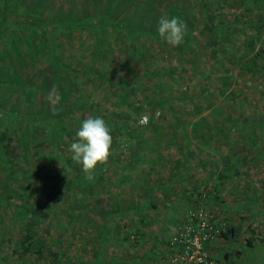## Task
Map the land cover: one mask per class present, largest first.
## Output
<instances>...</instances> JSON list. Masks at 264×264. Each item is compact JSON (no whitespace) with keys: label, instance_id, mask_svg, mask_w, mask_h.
<instances>
[{"label":"rangeland","instance_id":"1","mask_svg":"<svg viewBox=\"0 0 264 264\" xmlns=\"http://www.w3.org/2000/svg\"><path fill=\"white\" fill-rule=\"evenodd\" d=\"M104 1L10 0L9 2L12 15L21 10L19 5L29 9V2H32L31 9H33V2L38 4L35 9L40 10L46 18L53 16L55 19L61 17L68 19L72 10L78 17L83 12L90 15L99 12L105 25V28L99 29L98 32L99 40L102 41L105 49L102 58H93V39L89 31H78L77 29L59 31L55 35L53 42H50L53 49H56L58 44L61 46V53L55 54L56 57L76 69L82 67L81 63L85 64L91 60L94 69H98L103 63L101 71L107 74L112 69H116L119 76L125 75L132 67L136 71L141 57L131 56V53L127 52L125 43L116 41V31L110 24V16L105 15L94 4V2L104 4ZM166 2L169 0H133V3L127 4L126 7H115L110 12L115 11V15H120V19L123 17L131 19L132 25L140 23L145 26L144 31L137 33L138 38L144 47H147L150 40V46L146 50V59L150 61L149 67L156 72L161 83L159 93L171 98L170 104L159 107L157 104H147L144 101L142 96H149L150 91L144 95H140L139 92L137 97H142V110L131 114L133 120L131 123L139 125L138 130L142 131L144 136L157 135L155 145L160 154L156 155V173L154 170L150 174L145 171L140 173V162H132L135 169H129L132 167L131 162L126 161L125 158L131 147L127 146L129 142L127 145L125 142H120L121 154L115 156L111 162L102 164L103 169L100 171L106 170V174L102 173L105 181L107 176L115 177L120 173L122 176L125 175V179L120 180L121 182L116 179V183L114 181L112 183L104 182V186L100 183L94 184L92 191H89V188L85 196V193L80 190V186H77L73 181L68 183L67 175L62 176L59 180L61 186H57L61 193L51 200V205H46L47 203L44 204V201L39 200V205L36 207L38 208L39 221L30 222L35 230L33 238H40V249L37 252L31 249L27 252L15 251L18 244H15L14 239L23 236V227L13 224L0 241V264H102L100 261L101 241H105L108 237L101 236L103 233L99 230L100 224L107 220L113 222L136 220L135 210L123 208L137 198V190L140 189L137 184H142L144 179L142 176L146 178L151 188L155 187L159 179L161 182H165L168 178L167 172L176 171L179 173L186 170L185 178L177 177L179 180L175 179V184L167 188L175 195H178L177 185L183 187L185 184L191 188L188 203L183 211L185 212L186 208L200 199L194 191L200 187L204 190L205 186H211V181L205 182L207 177L213 178L219 172L225 173L226 169L229 170V173L236 174L237 179L228 177L224 186L210 189L209 196L202 200V204L212 214L214 220H224L227 224H233L236 230L230 238L218 235L215 239H220L221 242L215 244L217 249H213L212 242H210L208 251L214 250V254H216L214 257L217 258H222L223 250L229 251V264H264V152L261 153L256 146H251L245 139H242L235 125L230 127L225 125L226 128L221 134L211 137L207 133L201 135L191 134L192 131L189 133L190 123L186 122L184 130H187V133L181 137L184 139L173 135L178 130L176 121H198L200 125L207 121L214 125L217 122L226 123L229 118L235 120L237 118L238 121L247 124L250 119L257 120L264 115V3H261L259 7L251 3L248 8H245V3L240 0H173V8L183 9L188 14L194 13L190 17L186 15L190 21V23L186 22V25L192 27L191 33L195 34L194 43H187L184 54H180L178 49L176 50L174 46L171 47L166 41L163 42L162 38L156 39L149 35L147 29L155 26L158 28V22H153L151 18L147 17L146 8H154L155 11H158L160 18L161 13L164 12L163 5ZM135 3L141 6L137 8ZM101 7L103 8V5ZM257 12L262 13L259 19ZM85 17H83V21ZM7 19V25L10 27L9 20L11 19L10 17ZM182 19L184 22L186 21V19ZM206 24H209L211 28ZM229 24L236 25L240 31L228 27ZM22 27L21 31L16 30L17 34L14 37L11 36L13 42L10 48L3 51L4 53L0 57V110L4 125L10 123L9 117L5 115L6 111L13 109L24 114L42 112L43 110L62 113V108L70 106H66L68 103L66 104L65 101H69L75 94L73 92L75 87L70 84L69 90L55 88L59 97L62 96L58 102L53 104L48 99L54 89L50 85L52 76L56 73L48 65L49 60L46 52H42L43 48H39L37 45L40 42L38 34L30 32L27 27ZM212 27L215 29L214 32H212ZM46 34L51 37L52 30L48 29ZM251 35H254L255 39L251 45L245 47L243 39ZM211 48H214L215 52H212ZM258 50H261L260 53ZM252 56L255 58L251 59ZM243 60H248L249 68L242 67ZM161 70L164 72L160 73ZM200 70L210 74V77L205 79ZM225 74L229 75L224 80ZM46 75H48L47 80H43L41 77ZM69 75L72 78L79 77L78 73L74 75L72 71ZM81 84L79 85L82 88ZM107 84L109 82H101L100 79L99 85L94 84L95 89L88 92L90 98L99 100L101 103V112H106L111 108L132 111L133 109L129 106H123L117 97L105 93ZM85 86L91 87L90 84ZM114 87L116 88V85ZM198 89L204 90L201 95L197 93ZM41 92L43 94L40 98L38 94ZM169 106H173L178 112L179 119H173L168 109ZM214 107L215 110H213ZM193 109L197 112L193 113ZM150 122H156L153 125L156 129L151 127ZM163 123L170 126L165 128ZM78 128L76 127V129ZM8 131L9 141L12 143L7 144L16 150L15 156L9 157L13 161L15 173L12 175L5 170L1 166L0 160V227L3 220H18L17 214L23 215L26 212L27 204L23 196L18 195L22 185L20 182L24 183L25 181L23 177L28 179V184L24 187L25 191H30L33 184H40L41 189L35 190L39 197L37 199H45L46 202H49L46 191L52 189L53 185L50 179L44 180L46 173L44 169L48 171L55 169L52 168L53 166H45L39 168L38 173L35 172L41 158L35 156L30 149H22L24 146L20 143L18 129H9ZM25 133L28 137V133ZM169 135H173L174 141L179 144L175 145V143L167 141ZM134 138L131 141L134 142ZM156 147H153L154 150ZM190 151L194 153L192 154ZM68 152L71 153L70 150ZM151 153L148 152L147 157ZM163 154L168 160L162 158ZM241 155H244L245 159ZM237 159L238 161H236ZM224 161L228 162L226 167ZM173 163L175 170L170 168ZM121 167H123V171L120 170ZM167 167L169 169H166ZM7 174L12 177L10 184L7 183L9 181L6 178ZM15 178H19L18 182L14 181ZM201 179L200 184L205 183V185H199L193 190L194 184ZM118 182L120 183L117 184ZM62 189H65L66 192H63ZM125 196L127 200L123 201ZM114 207H120L124 213L115 214ZM148 211V216L154 220L157 219V216L164 218L167 212V210L157 208ZM155 214H157L156 217ZM112 226L111 232H117L115 231L117 225L116 227ZM245 239L251 241L250 245L245 243ZM108 240L110 242H106V245H110L112 248V245L115 244L111 243L112 240ZM234 249H239V253L236 254ZM56 251H58L59 257L55 259L52 258V255ZM92 251L93 256L90 255ZM107 260L117 262V259L113 260V258H107Z\"/></svg>","mask_w":264,"mask_h":264},{"label":"trees","instance_id":"2","mask_svg":"<svg viewBox=\"0 0 264 264\" xmlns=\"http://www.w3.org/2000/svg\"><path fill=\"white\" fill-rule=\"evenodd\" d=\"M10 0H0V57L4 53L7 48H10L11 43L13 42L12 37L17 34L16 30H22L20 29L22 26L27 27L30 32L37 33L40 39L39 48L42 47V52H46V56L48 61V65L55 71L56 74H54L52 77V82L50 85H52L54 88L61 90V89H68L71 87V85L75 87L73 89V92L75 93L74 96L72 95L69 101H65L67 104L65 108L61 109L62 113H59V111H49L45 112L43 111H37L35 112H27L26 114L20 113L16 111L15 109L11 111H6V116L9 117V125H4L3 124V119H2V114L0 110V160H1V166L9 171L12 175L15 173L14 167L12 165L13 161L11 158H9L11 155L16 154V150L14 147L10 146V144L7 143H12V141H9L8 137V130L9 129H18L20 131L19 136H20V143L22 146V149H26L32 151V153L37 156L38 158H41L39 161V165L37 168H35V172L37 173L40 171L38 170L39 168H43L45 166H53L52 168L54 170H45L44 177L45 181L47 179L51 180V183L53 186L52 189L47 190V197L49 198V202H46L45 199H37L35 190H40L41 186L40 184H33L31 185L32 188L30 191H25L26 184H28V179L23 177L25 179L24 183L22 181L20 182L21 188L19 189L18 195L23 196L24 201L26 202V212L22 214H17V219L18 220H9L5 221L3 220L1 222V230H0V241L2 240V236H4L10 229L11 226L18 224L19 226L23 227V236L19 239H14L15 244H18L16 250H19L20 252H27L28 250H33V251H38L41 247L40 245V238H33L35 234V230L32 228V224L30 222L36 223L39 220V216L37 215V209L39 202L44 201V204L46 205H51L52 201L54 200L59 193H61L58 185H60V178L62 176H68V183L69 182H74L77 186H80V190L85 193H88V189L90 188L89 191H92V185L100 183V185L104 182H113L116 183V179H119L123 181L125 179V175L122 176L121 173L115 177H106V181L104 180V177L102 173L106 174V170L102 172L100 169H103L102 164H98L93 175L94 179L92 181H88L87 178L85 177L82 166L76 162H74L71 159L72 153H69L68 151L70 150L72 142H75L76 140V132L78 129L76 127H79L82 121L86 118L89 117H101L104 119V121L108 124V126L111 129V133L113 136V144L111 148V152L109 155V158L107 162H111V160H114L115 156H118L121 154V149H119L120 142H125L127 145V142L129 144L127 146L131 147L129 149V154L126 155L125 160L128 162H131V166L129 169H135V166L132 164V162L139 163L141 166L139 167L140 173H143L144 171L150 174V172H153V170L156 173V162H157V154L160 153L157 151V147L155 145V138L157 135H152V136H144V133L142 131H139V125H135L131 123L132 120V112H137L142 110L143 103L142 102V97L145 99L144 101L147 102V104H157V106L161 107L164 106V104H170L171 98L167 95L160 94L159 93V87L161 85L160 81L157 78L156 72L150 69L149 64L150 61L146 59V50H148V46H150L148 41L147 47H144L142 45L141 40H139V36L137 33H140L141 31H144V25L142 26L140 23L139 24H131V19L127 17H123L120 19V15H115V11L110 13L115 7H126L127 4L133 3V0H105L104 4H100V2H94L95 6L99 8L102 12L110 16V24L112 28L116 31L115 37L117 38L116 41L124 42L127 48V52L131 53V56L133 57H138L140 56V61H139V66L137 67V70L134 71V68L132 67L125 75H118V71L116 69H112L110 72L103 73L101 71L102 65L99 66L98 69L93 68V61L88 60L89 62L83 64L81 63V68L76 69L70 67L69 64L65 63L63 60H60L56 57L55 54H59L61 46L58 44V47L56 49H53L52 43L53 40L55 39V35L59 31H64V30H71V29H77L78 31H84L88 30L89 33L92 36L93 39V45H92V52H93V58H102L104 54V47L103 43L101 40H99L98 32L99 29L105 28L104 21H102V17H100L99 12L96 14H87L86 12H83L81 16H77L76 12L71 11L72 13H69L71 15L68 19H65V17H61L59 19H55L53 16L50 18H46L43 16L42 12L38 9H35L36 4L31 6L30 4L32 2L28 3L29 9L27 8H22L20 5V9L16 14L11 13L12 10H10ZM242 3L244 2L245 8L249 7V4H254L255 6L259 7L261 3H264V0H240ZM110 2V3H109ZM173 0H169V2L164 3V12L161 13V16L164 15L168 16L169 18L171 17H176L180 19L185 25L186 22L190 23L188 20V17L193 15L192 13L188 14L185 11L178 10L177 8L172 7ZM103 5V8L101 7ZM264 5V4H263ZM141 5H138L135 3V7L139 8ZM189 8V7H188ZM187 9V8H186ZM147 11V17L151 18V20L157 21L158 22V11H155L154 8H146ZM188 15V17L186 16ZM257 18L259 19L262 13L257 12ZM86 16V17H85ZM10 17L11 20H9L11 26L9 27L7 25V18ZM81 17V18H80ZM83 17H85V20L83 21ZM186 19L184 22L183 19ZM98 22V24H95ZM133 22V21H132ZM204 25V24H203ZM202 25V26H203ZM207 27L209 24H206ZM22 27V28H23ZM230 28L233 30L235 29L237 31L238 27L234 24H229ZM211 28V26H209ZM48 29L52 30L51 37L48 36L46 33ZM148 32L149 35L153 36L156 39L161 38L158 35V28L155 26L154 28L148 27ZM192 27L186 25V32L184 35V39L182 43L179 46H176L175 49H178V52L180 54H184V51L186 50V44L189 43H194V37L195 34L191 33ZM240 31V29H238ZM105 31V30H104ZM215 29L212 27V32H214ZM193 35V36H192ZM12 36V37H11ZM218 38V36H215ZM255 39L254 35L252 36H246L244 37V46L248 47L249 45L252 44V41ZM52 40V41H51ZM163 42L165 41L162 38ZM115 41V40H114ZM56 42V41H55ZM15 45V44H13ZM171 46V45H170ZM172 47V46H171ZM212 52H215L214 48H211ZM217 51V50H216ZM261 50H258V53H260ZM60 57V55H59ZM253 57V58H252ZM251 59H254L255 56H252ZM91 61V62H90ZM96 62V60H95ZM76 63V62H75ZM77 64V63H76ZM242 67H248V60H243L242 62ZM219 69V67H217ZM171 69V68H169ZM221 70V67H220ZM71 71L75 74L78 73L79 77L72 78L69 73L71 74ZM77 71V72H76ZM134 71V72H133ZM185 71V70H184ZM164 70H161L160 73H163ZM200 73L207 79L210 77V74H207L203 72V70H200ZM227 73V72H226ZM229 74H225L223 76V79L227 78ZM48 75L41 77L43 80H47ZM177 77V75H176ZM78 78V80H77ZM98 79V80H97ZM109 82L106 86V92L107 94L112 95L113 97H117L119 101L121 100V103L123 106L125 105L126 107H130L133 109L132 111L128 110H121L120 109H115L111 108L109 110H106V112H101V103L99 100H95L93 98H90L88 95V92L90 93L93 91L92 89H95V85H99V82ZM70 80V83H69ZM77 80V82H76ZM113 82L115 83L114 86L116 85V88L112 86ZM80 83L82 88L80 87ZM90 84L91 87H86V84ZM71 84V85H70ZM120 87V89H119ZM88 89V90H87ZM150 91V95L147 96H142V97H137V93H141L140 95H144L146 92ZM204 90L198 89L197 93L201 95ZM41 94L39 93L38 95L41 98ZM60 94V93H59ZM46 95V94H45ZM80 95V96H79ZM62 96H60V99ZM39 99V97H37ZM39 102V100H37ZM62 103V104H65ZM159 104V105H158ZM209 105V104H208ZM170 114L172 115L174 120L179 119L177 115V111L173 108V106L168 107ZM215 110V107L213 108ZM197 111L193 109V113H196ZM5 117V116H4ZM188 122L190 123V128L188 132L191 134H198L201 135L202 133H207L209 136H213L216 134H221L223 130L226 128V126H236L239 136L242 139H245L251 146H256L258 150L262 153L264 152V115L261 116V118H258L257 120H251L246 124V122H240L236 118V120L233 118H229V121L226 123L223 122H217V124H209L207 121L204 122L203 124H199L198 121H193L189 122L187 120L185 121H176V125H178V130L176 131L175 134L173 135H178L180 136L179 139H184L181 138L183 137L184 133H187V130H184L185 128V123ZM234 122V123H233ZM73 124H76V126H73ZM151 127L156 124L153 122H150ZM165 128H168L170 125H166V123H163ZM226 125V126H225ZM7 127V128H6ZM162 127V129H164ZM161 129V130H162ZM139 131V132H137ZM207 131V132H206ZM28 133V137L27 134ZM163 134L165 133L162 131ZM155 133V132H154ZM157 134V133H155ZM165 135H167L165 133ZM169 135L170 137L168 138L167 141H171L172 144L175 143V145H178L179 143L177 141H174V136ZM32 137V138H30ZM119 137V138H118ZM134 138V142L131 141V139ZM28 139V140H27ZM259 143L257 144V142ZM133 143V144H132ZM170 143V142H169ZM133 146V147H132ZM156 147L155 150L153 147ZM32 147V148H30ZM155 152H154V151ZM151 153L149 157H147V153ZM187 152H189L187 150ZM190 153H194L191 152ZM154 157V158H153ZM243 159H245L244 155H241ZM168 160V159H166ZM117 161V160H116ZM171 161V160H170ZM175 161V160H174ZM238 161V159L236 160ZM60 162L63 166V168L60 166ZM175 163V162H174ZM174 163L170 165V168L173 170L174 169ZM119 164H122L119 162ZM228 164L227 161H224V166L226 167ZM216 165V164H215ZM80 167V168H79ZM157 167V166H156ZM167 169H169L167 167ZM81 172H77V171ZM120 170L123 171V167L120 168ZM175 170V169H174ZM229 170L226 169V172H219L217 173L216 176L212 177H207V181H211V186L207 185L205 186L206 189L202 190L196 189L194 192L195 194L200 197V194L202 192V198L205 200L209 196V190L210 189H217L218 187L224 186L226 184V180L228 177L234 178L237 176L236 174H232L228 172ZM34 172V173H35ZM50 172V173H48ZM118 172V171H117ZM236 173V172H235ZM127 175V173H125ZM167 180H174L177 179L179 180V176H182L185 178L187 176V171L183 170L182 174L180 172H175L172 173L170 172L168 174ZM206 175V174H205ZM8 176V174H7ZM19 178L21 176L17 175ZM143 182L142 184H137L138 188L140 189L137 190L139 198V202L135 201L132 203H128L127 206H125L123 209L126 208H132L133 210L136 211V220H148L152 219L149 217V211L155 206L154 203L151 202L152 198V189L153 187H149V183L146 180L144 176H142ZM178 177V178H177ZM8 184L12 181V177L10 175L8 177ZM15 178V182L19 179ZM110 178V179H109ZM182 178V179H183ZM21 180V179H20ZM202 181L198 180L194 186L193 190L197 188L199 185H205V183L200 184ZM18 182V181H17ZM121 182V181H120ZM118 182L117 184H119ZM174 182V181H172ZM172 182H169L170 184ZM164 182H161L159 179L156 185H161L164 187ZM75 185V186H76ZM68 186V185H65ZM104 186V185H103ZM189 189L190 187H184ZM131 191V189L129 188ZM63 192H66V190L62 189ZM90 193V192H89ZM40 200V201H39ZM126 201L127 198L126 196L123 198V201ZM148 200L150 201L149 203ZM125 204V203H124ZM123 204V205H124ZM24 207V206H23ZM120 209V207H114L115 214L116 213H124V210ZM148 209V210H147ZM154 209V208H153ZM123 210V211H122ZM114 214V213H113ZM114 214V215H115ZM53 219V218H52ZM29 222V223H27ZM106 222V221H105ZM101 223L99 230L102 231L103 235L105 237L111 235V230H112V225L109 223ZM236 227L233 226V224H227L225 226V230L220 232L218 234L219 236H222L224 238H230L233 236V233L235 232ZM217 235V236H218ZM127 237V236H126ZM7 239H10L6 237ZM110 239V237L108 238ZM111 240V239H110ZM247 242V245H250L251 241L248 239H245V243ZM234 252L237 254L239 253V249H234ZM229 251H224V256L223 259L225 261H228L229 258ZM59 254L58 251L54 252L52 255V258H58ZM53 260V259H52Z\"/></svg>","mask_w":264,"mask_h":264},{"label":"crops","instance_id":"3","mask_svg":"<svg viewBox=\"0 0 264 264\" xmlns=\"http://www.w3.org/2000/svg\"><path fill=\"white\" fill-rule=\"evenodd\" d=\"M160 154V153H159ZM163 159H166V156L162 155ZM166 161V160H164ZM167 169V168H166ZM183 171V170H182ZM182 171L180 174H182ZM176 171L172 172L175 173ZM167 177L169 172L166 173ZM166 178V176H165ZM175 180V179H174ZM172 180H165L164 187L161 185H155L152 189V198L151 202L155 204L152 206L157 209L167 210L164 218L157 216V219L154 220H117L113 222L112 220H107L105 223L111 225H117L115 231L108 236L112 240L110 245L107 246L106 242H110L108 239L101 241V259L102 264H163L164 260L170 253V248L167 245L169 236L173 233L176 225L180 223L183 219L184 208L188 203V195L191 188L187 189V185L183 187H178L177 192H169L167 188L170 185L175 184ZM169 182H172L171 184ZM178 184V182H176ZM158 186V187H157ZM164 189V190H163ZM176 192V193H177ZM140 197V195H138ZM135 198V201L139 202V198ZM150 201L148 200L149 203ZM178 209H180L178 211ZM161 215V214H160ZM119 229V230H118ZM114 231V230H113ZM127 236V237H126ZM221 240H213L212 247L216 248L215 244H220ZM208 244V246H209ZM207 246V249H208ZM97 249V248H96ZM111 249V250H110ZM97 251V250H96ZM108 254H107V253ZM211 256L214 257V250L209 251ZM87 255V253H86ZM93 256V251L90 253ZM90 256V257H91ZM224 256V250L222 251V259ZM114 257H116L114 259ZM107 258L117 259V262L112 260H107ZM217 258V257H215ZM91 260V258H90ZM96 260V259H95ZM112 261V262H111ZM228 262V261H227ZM229 263V262H228ZM89 264V263H88Z\"/></svg>","mask_w":264,"mask_h":264},{"label":"clouds","instance_id":"4","mask_svg":"<svg viewBox=\"0 0 264 264\" xmlns=\"http://www.w3.org/2000/svg\"><path fill=\"white\" fill-rule=\"evenodd\" d=\"M186 32V25L176 17L161 16L158 20V35L171 46H179ZM48 99L55 104L60 97L55 88ZM113 144V136L108 124L101 117H89L82 121L76 140L71 144V159L82 166L88 181L94 179L98 164L107 162ZM60 166L63 168L61 162Z\"/></svg>","mask_w":264,"mask_h":264},{"label":"built area","instance_id":"5","mask_svg":"<svg viewBox=\"0 0 264 264\" xmlns=\"http://www.w3.org/2000/svg\"><path fill=\"white\" fill-rule=\"evenodd\" d=\"M202 192L192 206L186 208L183 220L176 225L167 245L170 253L163 264H229L210 255L207 246L225 230L224 220H214L202 204Z\"/></svg>","mask_w":264,"mask_h":264}]
</instances>
